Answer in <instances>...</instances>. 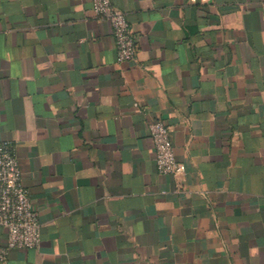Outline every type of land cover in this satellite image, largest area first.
<instances>
[{"label": "crops", "instance_id": "0c3cea01", "mask_svg": "<svg viewBox=\"0 0 264 264\" xmlns=\"http://www.w3.org/2000/svg\"><path fill=\"white\" fill-rule=\"evenodd\" d=\"M92 1L0 0V141L41 224L7 264H264V0H111L131 62Z\"/></svg>", "mask_w": 264, "mask_h": 264}, {"label": "built area", "instance_id": "2783aa9c", "mask_svg": "<svg viewBox=\"0 0 264 264\" xmlns=\"http://www.w3.org/2000/svg\"><path fill=\"white\" fill-rule=\"evenodd\" d=\"M92 4L96 16L111 26L117 60H135L137 41L126 15L111 0H93ZM147 128L158 174H183L185 166L175 158L167 124L154 118L147 121ZM40 226L39 213L22 185L15 149L9 141H0V228L6 231L5 242L0 244V264H7L11 251L37 248L41 241Z\"/></svg>", "mask_w": 264, "mask_h": 264}]
</instances>
